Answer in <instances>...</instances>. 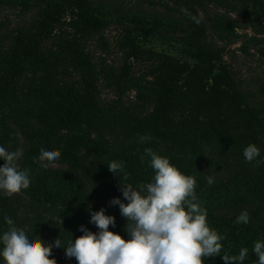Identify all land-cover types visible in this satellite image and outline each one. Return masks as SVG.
Returning <instances> with one entry per match:
<instances>
[{
	"label": "trees",
	"instance_id": "1",
	"mask_svg": "<svg viewBox=\"0 0 264 264\" xmlns=\"http://www.w3.org/2000/svg\"><path fill=\"white\" fill-rule=\"evenodd\" d=\"M170 1L164 23L142 14L130 23V8L106 0H0V146L22 151L18 164L30 179L11 197L0 192V236L9 216L30 238L53 243L57 264H77L54 241L75 240L81 225L98 232L91 205L114 215L110 230L130 239L110 201L120 181H152L149 158L141 162L152 147L196 179L207 221L225 237L222 253L205 264H225L224 252L243 247V264H258L252 249L264 240V164L253 167L243 149L255 143L264 159V85L253 89L257 77L244 78L226 57L264 54V39L245 30L264 20V0ZM145 33L174 38L188 59L145 46ZM146 134L151 142L140 143ZM42 146L60 151L56 166L41 167ZM113 160L123 161L126 180L109 171ZM244 210L249 223H235Z\"/></svg>",
	"mask_w": 264,
	"mask_h": 264
},
{
	"label": "clouds",
	"instance_id": "2",
	"mask_svg": "<svg viewBox=\"0 0 264 264\" xmlns=\"http://www.w3.org/2000/svg\"><path fill=\"white\" fill-rule=\"evenodd\" d=\"M191 19L196 24L201 22L194 15ZM151 140L150 134L139 137L140 143ZM22 155L19 149L8 151L0 146V159L5 161L0 166V192L5 196L11 197L30 186L29 170H21L18 164ZM60 155V151L42 146L38 157L41 167L47 169ZM260 155L261 150L255 143L243 149L245 161L253 167L264 164V159H258ZM145 157L154 171L152 181L138 187L120 181L124 200L115 197L110 201L111 205L119 206L121 216L127 219L125 229L130 239L110 230L109 226L116 223L114 215H107L104 208L92 211L89 205L90 223L99 231L93 232L81 225L79 231L83 234L75 240L67 239L65 244L57 237L54 245L64 247L66 257H74L77 264H205V258L222 253L225 237L209 225L207 210L196 195V179L152 147L144 148L142 163ZM108 168L127 179L123 161L113 160ZM206 180L209 185L214 183L211 175ZM4 220L7 229L0 236L3 245L0 257L4 264H57L52 258L53 243H47L38 234L30 238L26 228L15 226L9 216ZM249 220V213L244 210L235 223L247 224ZM252 251L258 257V264H264V240L255 241ZM248 254L249 249L243 247L238 255L224 252L222 258L225 264H243Z\"/></svg>",
	"mask_w": 264,
	"mask_h": 264
},
{
	"label": "rangeland",
	"instance_id": "3",
	"mask_svg": "<svg viewBox=\"0 0 264 264\" xmlns=\"http://www.w3.org/2000/svg\"><path fill=\"white\" fill-rule=\"evenodd\" d=\"M107 4H118L121 5L124 8H130V14H128V18L125 20L127 21L128 19L130 20V23H134L135 18L133 17V14H142L144 16L151 17V21L154 20V18L160 19L161 23H164L165 20V15H166V4L171 5L170 0H106ZM109 5H106L104 8L105 16L107 18H113L114 17V12L113 10L108 7ZM140 10L141 13H139ZM234 16L240 18L241 16L235 15ZM259 24L257 27H247L245 30L252 35H256L257 38L259 39H264V20L258 19ZM257 21H254L258 23ZM129 22V21H127ZM147 23V22H146ZM145 28H149L150 24H144L143 25ZM241 31V30H239ZM255 33V34H254ZM146 34V33H145ZM145 40V46L154 48L157 51H163L165 53H168L170 55L176 56L177 58L181 59H188L186 56V53L184 52L182 45L177 42L174 38H161L156 35L152 34H146L144 37ZM241 40H235L234 43L231 44L230 48H235L240 44ZM264 46V41L260 46ZM253 50V49H251ZM254 53V54H253ZM236 55H228L226 59H229V62L233 65L234 69H237L240 75H242L244 78L248 79L252 76H256L258 82L253 84V89L255 88H261V86L264 85V54L261 55L257 53L256 51H251V54L253 55H240L239 53H235ZM56 166V164H53ZM110 180V179H109ZM107 180L106 185H113V182H110ZM115 186V185H113ZM116 190L118 191L117 196L121 200H124L122 191L120 190V185L117 184L115 186ZM127 202V201H124Z\"/></svg>",
	"mask_w": 264,
	"mask_h": 264
}]
</instances>
